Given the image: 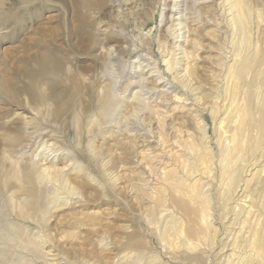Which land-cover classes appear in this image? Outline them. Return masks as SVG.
<instances>
[{
  "label": "rangeland",
  "instance_id": "obj_1",
  "mask_svg": "<svg viewBox=\"0 0 264 264\" xmlns=\"http://www.w3.org/2000/svg\"><path fill=\"white\" fill-rule=\"evenodd\" d=\"M249 1L255 17L264 12V0ZM19 4L5 0L4 9ZM25 4L19 21L0 23V80L17 96L0 94L9 172L0 183V264H196L159 240L173 219L172 237L193 231L206 264H264V162L250 159L231 192L203 159L202 134L217 164L221 122L233 113L238 34L222 0ZM34 67L42 102L23 88ZM21 129L30 136L8 148ZM35 166L44 172L34 183L40 206L22 210L24 174Z\"/></svg>",
  "mask_w": 264,
  "mask_h": 264
},
{
  "label": "bare ground",
  "instance_id": "obj_2",
  "mask_svg": "<svg viewBox=\"0 0 264 264\" xmlns=\"http://www.w3.org/2000/svg\"><path fill=\"white\" fill-rule=\"evenodd\" d=\"M28 1L30 0H18V3L22 4L21 6L19 4V6L16 5L6 11L4 9L5 0H0V23L7 21H19L24 4L28 3ZM254 1L255 0H253V2ZM222 2L224 3L223 10L226 11L225 13H227L228 16L229 25L231 26V29H233L234 34H238V38L237 41H235L233 52L230 53L232 64L229 66L228 70L232 77V81L235 82L232 92L233 113L232 116H230L231 119L225 116V119L221 122V128L225 127V125L226 127L225 129L223 128L224 131L220 133L218 140L220 155L218 156L217 164L216 162L212 163V144L210 145V142L205 140V132L202 134L201 140L202 143H204V150L207 152L206 156L203 158L204 161L208 162L207 168L209 169L210 167V172L212 173L214 170L216 171V168L218 167V176L220 181L226 182L229 185L231 192H236L239 187V183L242 180L241 177L243 169L247 167L246 163H248L250 159H254L255 162L253 163H256V165H261L264 162V41L262 37L264 32V12L258 11L257 17H255L254 11L252 10V3H250L251 1L249 0H222ZM23 15L24 14H22V16ZM180 24L181 23H179V25ZM24 66L28 68L27 70L32 69V67L29 68L28 65ZM39 70L34 67L32 73L30 74L31 76L29 78V82L25 83L23 88L31 95L32 100L42 102L44 101V98L37 97L35 94L36 86L42 79L41 74L43 72L41 73ZM41 70L43 69L41 68ZM5 81L0 80V94L15 103L17 96L7 89V82ZM103 103H107V101L104 100ZM217 110L218 109H216V112ZM3 127L4 126H2V128ZM42 134L44 133L39 135ZM28 136H30V132L25 133L22 129L19 130L18 134L8 136V148H16L22 142V139ZM42 145L45 146L46 143L44 142ZM41 159L40 160L43 161L44 157ZM212 164H215L213 171L211 170ZM39 174H44V172L37 170L36 166L32 169L26 170L24 174L30 187H28L27 190H23V193L26 195V199L21 205L22 210H28L31 206L36 208L40 206L42 194L38 193L34 186L35 180ZM213 177V175L210 176V178ZM8 181L9 172L7 170V157L5 155H0V183L3 187H6ZM258 183H261V186L264 187L263 178ZM210 185L211 184L208 181H205L204 184L201 185L199 191L201 195L200 204L203 206L201 214L206 225L210 221V214L207 209V204L211 195L209 193L210 190H208ZM180 206L187 212V214L189 213L188 208L184 204H180ZM194 216L196 217V215ZM151 224L155 223L152 222ZM170 226L173 227L172 229H174L175 234H178V221L175 219L171 220L169 225L168 223L163 225V228L158 231L159 240L162 242L167 251H171V249H173V251H177L176 249L178 247L179 250L182 249V255L188 259L194 260L196 264H206V257L203 253H201L202 251L199 244L190 242L189 238L194 236L195 233L193 231H188L186 237L179 235V242L177 243L172 237V232L170 233V231L167 230ZM140 233V229H135L134 234H132L134 241L136 240L135 236L141 235ZM34 241L39 243L37 237L34 238ZM140 242H142V245L144 246L147 243L144 239H139V243ZM175 253L176 252H174V254Z\"/></svg>",
  "mask_w": 264,
  "mask_h": 264
}]
</instances>
